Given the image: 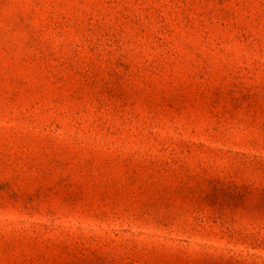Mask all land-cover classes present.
I'll return each instance as SVG.
<instances>
[{"label": "rangeland", "instance_id": "rangeland-1", "mask_svg": "<svg viewBox=\"0 0 264 264\" xmlns=\"http://www.w3.org/2000/svg\"><path fill=\"white\" fill-rule=\"evenodd\" d=\"M0 264H264V0H0Z\"/></svg>", "mask_w": 264, "mask_h": 264}]
</instances>
